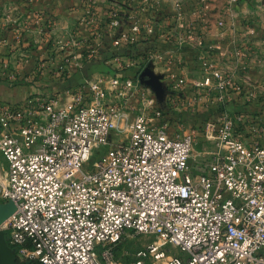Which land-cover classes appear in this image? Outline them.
<instances>
[{"label":"built area","instance_id":"built-area-1","mask_svg":"<svg viewBox=\"0 0 264 264\" xmlns=\"http://www.w3.org/2000/svg\"><path fill=\"white\" fill-rule=\"evenodd\" d=\"M90 11L88 4L89 18ZM174 17V31L153 32L137 20L130 32H121L111 60L116 72L85 78L65 93L62 107L45 95L0 102V205H14L0 230L19 261L127 264L117 248L131 233L158 242L139 250L130 264L149 257L166 264H264V122L218 108L204 126L173 132L139 78L151 58L116 52L154 39L174 53L186 45L203 49L197 25L185 19L184 3ZM122 19L123 10L112 2L105 28H118ZM108 34L91 32L82 57L72 52L78 37L67 32L61 71L80 70L99 58ZM247 51L242 42L232 43L226 61L243 68ZM200 57L206 75L188 84L191 105L213 99L222 106L233 95L264 105V92L246 90L210 53ZM129 69L135 72L123 73ZM166 80L168 102L178 106L187 83L174 71ZM202 131L210 150L195 162L194 138ZM113 132H126L127 142H110ZM167 245L178 254L167 256Z\"/></svg>","mask_w":264,"mask_h":264},{"label":"rangeland","instance_id":"rangeland-1","mask_svg":"<svg viewBox=\"0 0 264 264\" xmlns=\"http://www.w3.org/2000/svg\"><path fill=\"white\" fill-rule=\"evenodd\" d=\"M65 1L67 0H48L45 2L46 6H50V8L54 2H56V5L57 3H61V9L64 11V9L66 10L64 5ZM199 1L200 3L197 4ZM185 2L188 6L192 7L193 11L198 8L204 16L207 17L209 23L210 20L216 21L217 24L220 20L226 21L228 19L232 24L235 22L241 23L242 27L244 26L245 28L254 25L255 27L250 26L251 29L249 32L248 29L247 32H243L245 34L243 35L241 42L248 48V57L255 53L257 59L263 61V64L259 67L254 64L252 71L254 73H263L264 3L261 4V0H247L246 2H243V0H187ZM42 4L43 0H0V81L13 84V87L31 88L32 93L44 94L51 98L53 102H56V96L60 94L65 87L69 86L70 83H66V81L60 83L61 81L57 79L60 75L59 73L62 72L60 66L63 65V57L67 54V47H65V44H67L68 40L66 35H64V37L56 35V32H61L63 30L61 24L53 14L47 12L48 10L43 9L45 6L41 7ZM88 4H90L91 9V20L86 14ZM110 4L111 3H109V5ZM251 4H257V6L255 5V8L249 7ZM96 6L97 3L95 0H81L77 7L82 10V13L78 15L73 26L74 28L72 27V32H76L77 36H79L77 49L82 57L87 53V46L89 44L88 40L93 39L92 37L88 39L91 32H87V30L88 26H91L90 24H96L97 22ZM250 9H254L258 11V13H251ZM104 20L105 17L103 22ZM81 32H87V35H82ZM102 53H104V48ZM94 63L96 62L92 61L86 64L91 65ZM96 64L97 65H94L93 67L94 69H86L89 67L86 65L85 72H91V70L94 71L97 69L101 70V65L98 63ZM220 65L226 68L234 78L242 82L246 90L255 87L259 92H264V76L254 77L253 80H250L245 76V72H243V70L247 71L248 69L246 64L245 67L241 68L236 60L231 59L220 62ZM81 70L83 69L76 71L70 69L67 75L76 72L78 73ZM133 71L134 70H129V72H125V74L131 75ZM104 75L109 76L111 74ZM153 75L157 76L158 81L162 86L160 77L155 74ZM78 76L77 79L80 78V75ZM77 79H75V81ZM151 91L155 95L152 89ZM237 97L238 96L233 95V99L227 101V104L222 106H218L217 101L213 99L201 100L192 105L193 108L200 106V111L196 116L182 117L177 114H175V116L170 115L169 120L171 123L174 118L175 121L177 119H183L181 124H179L180 126H177V130L175 129L176 126H174V124L173 127L170 128L173 132L182 135L195 127L204 126L210 119L209 115H211V110L227 108L231 110V113H235L238 112L237 109L239 108H246V110H248L254 107L250 105L251 102H247L243 99L240 100L241 98ZM155 98L161 110L162 121V117L167 116V111L165 112L164 110L169 106H173V108H176L177 106L168 102L165 91L161 99L158 100L156 95ZM61 101L64 102L63 99H61ZM184 102V100L181 101L179 105L182 106V103ZM193 111H191L190 114L193 113ZM176 112H178V110L173 111V113ZM109 140L110 142L115 143H126L128 140V134L126 132H113ZM205 140V133L203 131L196 132L192 148V157L195 162H199L203 153L210 150V145L205 142ZM153 242H158L154 236L136 235L131 233L127 234L117 248V255H119L127 264H130L136 259L139 250H142ZM162 248L167 256L176 253L178 254V252H175V250L168 245ZM144 264H166V261L155 260L154 258L149 257L145 260Z\"/></svg>","mask_w":264,"mask_h":264},{"label":"crops","instance_id":"crops-1","mask_svg":"<svg viewBox=\"0 0 264 264\" xmlns=\"http://www.w3.org/2000/svg\"><path fill=\"white\" fill-rule=\"evenodd\" d=\"M42 1V0H41ZM48 0H43V7L44 10H48L53 14L56 19L61 24V28L63 29L61 32H56V35L59 37H64L67 32H72L74 28V24L76 19L82 10L77 8L78 4H80L81 0H67L65 1L64 5L66 10L64 11L61 9V3L54 2L50 8V6H46V2ZM97 3L96 6V24H90L88 26L87 32H112V34H108L104 37V53L101 52L99 58L96 59V63L101 65V70H91V72H85V67L87 64L84 65L82 68L83 70L79 71L78 73H73L67 75L65 72L59 73L60 75L57 77L60 83H69V86L65 87V91L63 90L56 96V102H53L55 108L62 107L63 102L61 99L65 101L66 92L72 88H75L79 83H81L86 77L88 78H97L104 74H114L116 72V63L111 61L112 55L116 48V38L119 37L121 32H130L131 26L135 21H139L141 23H149L150 26L153 28V32H159L161 28L172 30L176 29L175 27V13H176V6L181 2L185 3V19L195 22L197 25V29L200 31L198 32L203 37V49L201 50H194L191 46H184L179 53H174L171 51V46L161 40H151L146 41L142 40L137 43L128 45L126 49H119L116 51L118 55H122L126 52L131 54H140L141 58H151L149 62H147L145 68H148L152 74L158 75L160 77V82L162 83V87L164 88L166 97L167 91L166 88L168 86L166 76L169 71L177 72L180 76H182L186 83L187 89L184 91L183 99L184 103L182 106L178 105L176 108L173 106H169L164 110L167 111V116L162 117V122L169 125L171 128L173 124L175 129L177 130V126H180L183 119H173L172 123L169 120L170 115L175 116H196V114L200 111V106H196L195 108L192 107L190 100L193 96V90L191 88L190 83L194 81H199L206 75V71L202 66V62L199 58H202L206 55V52L210 53V57L213 58L216 64L220 65V62L226 61L227 57V47L232 43H240L242 41V37L245 33L251 29L249 27H242L241 23H234L224 20L218 21H211L210 23L207 20V17L204 14H198L193 11L191 6H188L185 1L187 0H157V4L154 6L146 5L143 0H95ZM111 1V2H110ZM184 1V2H183ZM241 1V0H240ZM247 0H243L246 2ZM117 3L118 7L123 10V19L117 29L108 30L104 26L103 19L105 17V13L107 9H109V3ZM264 3V0H261V4ZM257 6V4H255ZM255 5L251 4L249 7H254ZM72 6V7H71ZM40 7V3H39ZM69 8V9H67ZM251 13H258V11L254 9H250ZM104 14V16H103ZM122 16V15H121ZM103 23V25H102ZM220 23L222 25H220ZM73 27V28H72ZM103 27V29H102ZM255 27V26H254ZM74 32V31H73ZM87 32H81V34H86ZM76 34V32H74ZM87 35V34H86ZM77 36V34H76ZM79 37V36H77ZM79 39V38H78ZM212 45L217 46V50L213 52H209L208 49L212 47ZM73 49V48H72ZM71 49V50H72ZM73 53L79 52L76 48L72 50ZM98 61V62H97ZM257 62V63H256ZM96 63L89 65L86 69H92ZM246 66H248L247 71L245 72V76L248 77L250 80L254 77L264 76L263 73L253 72L252 68L255 66L259 67L263 64L261 59H257L255 53L253 55H249L246 59ZM249 63V64H248ZM248 64V65H247ZM144 68V69H145ZM94 69V68H93ZM131 75L135 72V69ZM127 70L126 72H129ZM65 73V74H64ZM125 74V72H123ZM80 78L77 79V77ZM75 79H77L75 81ZM236 79V78H235ZM238 80V79H237ZM242 81V80H241ZM44 94H34L31 92V88L28 87H13V84H8L6 82L0 81V102L9 103V104H18L28 98L36 97ZM242 100V98L240 99ZM62 102V103H61ZM171 105V104H170ZM250 105L254 106L246 110V108H239L237 111L239 113L259 117L264 122V108L263 105L260 103H251ZM249 106V105H248ZM260 107V108H258ZM253 109V110H251ZM174 110H178V112L173 113ZM194 110V111H193ZM193 113L190 114V112ZM216 109L211 110L215 112ZM231 113V110H227ZM210 116V115H209ZM168 117V118H167ZM171 124V125H170Z\"/></svg>","mask_w":264,"mask_h":264},{"label":"water","instance_id":"water-1","mask_svg":"<svg viewBox=\"0 0 264 264\" xmlns=\"http://www.w3.org/2000/svg\"><path fill=\"white\" fill-rule=\"evenodd\" d=\"M140 81L150 87L156 97L162 98L164 89L148 68H145L139 76ZM14 205L12 202L0 205V225L13 213ZM0 264H18L14 251L7 244L4 232L0 230Z\"/></svg>","mask_w":264,"mask_h":264},{"label":"trees","instance_id":"trees-1","mask_svg":"<svg viewBox=\"0 0 264 264\" xmlns=\"http://www.w3.org/2000/svg\"><path fill=\"white\" fill-rule=\"evenodd\" d=\"M93 62H96V60H94ZM98 62V61H97ZM87 66H89V65H87ZM225 110H228L227 108H225ZM17 263L18 264H38V263H36V262H21V261H19L18 259H17Z\"/></svg>","mask_w":264,"mask_h":264}]
</instances>
